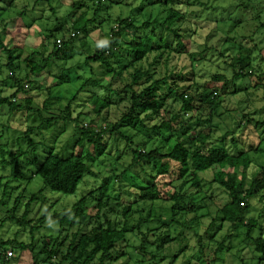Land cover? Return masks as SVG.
I'll list each match as a JSON object with an SVG mask.
<instances>
[{
  "label": "rangeland",
  "instance_id": "obj_1",
  "mask_svg": "<svg viewBox=\"0 0 264 264\" xmlns=\"http://www.w3.org/2000/svg\"><path fill=\"white\" fill-rule=\"evenodd\" d=\"M158 1L100 0L99 10L94 16L96 0H0V99H8L23 107L12 112L7 105L0 104V146L5 151L4 156L0 155V239L5 249L14 251L9 264H33L46 238H66L63 250L72 235L88 231L95 225L93 216L96 210L93 206L100 192H103L102 201L107 204L101 210L100 222L104 213L118 228L125 224L130 229L141 219H149L148 224L141 225V232L168 223L172 218L169 213L173 205L172 194H187L174 218L178 224H168V235L178 237L169 242L161 253H157L155 247L147 248L148 253L168 257L165 262L157 259V264H264V256L255 251L254 243L257 238H264V186L247 198L248 209L243 214L242 223L232 225L222 222L219 212L229 200L227 192L213 181L215 174H227L230 169L215 166L199 174L201 188L198 193L191 188L188 175L178 178L179 165L168 162V172L155 179L160 199L153 203L140 202L137 199L138 186H145L148 176L155 172L141 163L130 166L131 155L125 141L115 137L116 132L114 135L109 133L113 125L121 124L127 105L126 100L119 101L114 93L129 81L132 68L124 70L119 80L113 81L108 69L87 63L86 59L102 47L110 29L117 28L116 20L119 18L128 19L138 28L135 33L138 40H144L146 36H161L171 42L172 36L153 22L161 23L166 16V8ZM78 3L79 7L75 6ZM188 3L187 7V0H177L174 6L182 12L187 9L186 18L175 27L181 38L180 51L165 53L154 66L150 57L138 66L142 70H151L155 79L169 78L179 92L193 98L194 111L182 116L175 95H169L161 113L162 120L168 121L179 114L180 120L190 126L188 135H197L210 127L207 146L224 149L232 156L255 149L248 152L249 167L245 170L240 167L232 172L236 174L234 185L242 184L245 190H256L252 187L254 182L264 181V126H257L258 122H264V27L259 26L264 25V0H189ZM80 19L88 21L87 30L75 34L68 56L45 61L54 51L55 41H68L69 34L65 30ZM59 26L64 31L54 33V39H45L49 31ZM135 37L124 35V46L131 44ZM157 37L145 43L156 48ZM241 46L252 50L255 73L234 78L227 65L229 59L225 57L234 55ZM171 47L175 48V41ZM5 49L13 51L11 59L16 70L12 74L5 68L8 62ZM123 50L118 59L121 66L130 59ZM219 53L223 55L219 56ZM31 54L29 61L41 69L37 75L31 74V68L27 66ZM113 67L117 69L118 64ZM12 77L21 81L23 92L16 93ZM60 77H63V83ZM204 90L217 92L219 96V106L214 112L201 101L200 95ZM93 96L100 101L111 99V104L96 113L90 99ZM26 99L30 104L23 102ZM68 104L71 117H78L80 126L102 133L100 144L104 146V152L101 155L90 160L92 147L86 142L75 145L79 134L73 123H42L41 118L55 116ZM146 124L150 127L157 121ZM28 129H31L28 138L34 143L33 147L28 146V138L25 139ZM170 131L173 137L167 143L163 140L169 133L152 132L153 145L162 153L167 152L178 136L174 124ZM119 132L125 136L136 134V130L129 127H122ZM143 139V134L139 133L133 142L134 147L143 149ZM145 147L147 149V145ZM49 153H57L61 157L79 154L89 165L92 175L84 178L73 195L65 196L45 189L42 196L29 203V197L43 188L41 179L32 174ZM11 158L16 159L17 164H12L15 168L9 165ZM103 185L105 190L101 189ZM92 191L86 197L82 215L74 219L72 225L65 224L60 228L58 223L42 220L54 214L71 213L74 203ZM107 197L108 201L105 200ZM127 207L129 211L124 213ZM26 210L27 223L20 224ZM249 222L255 225L248 240ZM194 235H198L199 242L204 245L202 254L195 252L198 238ZM124 238L126 242L118 244L113 251L124 255L114 264L156 263L148 255L142 257L135 252L140 240L138 230L127 232ZM20 244H24L26 250L20 251ZM220 245L223 248L218 251Z\"/></svg>",
  "mask_w": 264,
  "mask_h": 264
},
{
  "label": "trees",
  "instance_id": "obj_2",
  "mask_svg": "<svg viewBox=\"0 0 264 264\" xmlns=\"http://www.w3.org/2000/svg\"><path fill=\"white\" fill-rule=\"evenodd\" d=\"M96 1V9L93 14L94 16L97 15L100 6V0ZM175 1L177 0H159V5L161 4L166 8V16L164 21L161 23H158L157 20L153 21L154 25L157 24L159 29L164 31L167 35L172 36V38H170L172 40L171 42L167 41L169 38H162L161 36H146L144 40H138V38L135 37V33L138 31V28H135L128 19L123 20L119 18L120 20H116L117 28L110 29V33L105 36L106 40L102 47L94 51L93 54L86 59L87 63H95L108 69V71L111 72V80L113 81L119 80L124 70L132 68V72L129 73V81L119 91H115L114 93L115 96L119 98V101L126 100L127 105L126 110L120 119L121 124L113 125L110 128L109 133L114 135L116 132L117 135H115V137H120L125 141L126 148L131 155L130 166H135L141 163L142 165L151 167V170L155 172L153 176H148L149 178L147 179V184L145 186H138L139 192L137 199L140 202L153 203L160 199L155 179L168 172V162L177 163L179 165L178 178H184L188 175L191 182V188L197 190L199 193L201 188L200 179L198 177L199 174L206 172L215 166H219L220 168L227 167L231 170V172L239 170L240 167L245 170L250 165L248 152L255 151V149H253L248 152H242L237 156H232L224 149L209 148L207 146L211 135L210 127L205 128L203 132H200L197 135H188L187 132L190 130V126L188 124H184V122L180 120L179 114L173 115L168 121L162 120L161 113L167 105L169 95H175V102H179V113H181L182 116L194 111L193 98L191 96H186L183 91L179 92L176 85H172V83H170L169 78L164 77L155 79L151 70L150 72L148 69L142 70L141 66H138L140 62L148 59L149 57L152 59L151 65L154 66L165 53L170 51H180L181 38L178 35V28L175 27L181 19L184 20V18H186L185 12H187V9L185 8L183 12L179 11L177 7H174ZM188 1L189 0H187V7L189 5ZM75 6L79 7V3L75 4ZM245 6L247 5L245 4ZM19 16L22 17L21 14H19ZM87 26L88 21H83L81 19L76 20L71 25L70 29L65 30V32L68 31L69 40L63 42L61 41V46L59 48L55 41L54 51L49 53L47 58L44 60L49 62L51 59L57 60L59 57L66 58L70 53V43H72V39L75 34L86 31ZM259 26L264 27L263 24H260ZM55 28V30L53 28L48 32L45 39H54V33L64 31L62 26ZM126 34L136 38L131 42V44H128L127 47L124 46L126 42L123 41V36ZM156 37L158 40V46L154 48V46H151L149 43ZM145 41L149 43L146 44ZM173 41H175V48L171 47ZM204 47L206 50L209 49L206 47V44ZM122 49H124L123 51L127 52L130 56L127 64L123 66H121L118 62V59L121 57L120 51ZM5 51L8 53V62L5 65V68L12 74L16 70L14 62L11 59L13 57V51L7 49H5ZM32 55L33 54L29 56L27 61H29ZM222 55V53H219V56ZM225 58L229 59L227 65L231 68L234 78L247 77L255 73L253 68L254 59L252 57V50L249 47L241 46L234 55ZM28 64L27 66H30L31 68V74L37 75L41 72V69H39L36 64H33L32 62H30L31 65ZM114 64H118V70L113 67ZM110 67L111 69L109 70ZM11 80H13L15 86L17 87L16 93L23 92L21 81L15 77H12ZM60 80L62 83L64 82L63 77H60ZM92 84H94V82ZM134 87H138L140 89L134 90ZM80 89L82 90L83 86H81ZM200 97L201 101L206 103L212 112H214L219 106V96H217V92L204 90ZM90 99L93 100V107L97 109H94L96 113H99L101 108L107 107V105H109V103L111 104L112 101L111 99L100 101L96 96L90 97ZM23 102L27 105L30 104L28 99ZM0 104L7 105L9 110L12 112H17L19 109L23 108L21 105L19 106L15 102H11L8 99H0ZM69 110L70 105L68 104L55 116L53 115L41 118L42 123L45 125L60 122L73 123L79 134L75 145H81L83 142H86L90 147H92V153L89 156L90 160L95 156L101 155L102 152H104V146L100 144L102 133H95L91 129L80 126L81 123L79 124L78 117L72 118ZM150 121H157V124L149 127L146 122ZM172 124L177 126V132H179L178 136L172 145L168 147L167 152L162 153L153 145L154 139L152 132L155 131L161 134L169 133V136L165 137L163 140L164 143H167L173 137V135L170 134ZM257 126H264V122H258ZM122 127L135 129L136 134L132 136H125L123 133L121 134L119 132V129ZM30 132L31 129H28L25 139L28 138ZM139 133L144 136V143L141 145L143 149L134 147L133 144L135 137H137ZM145 145H147V149H145ZM28 146H34V143L29 138ZM2 148L3 147L0 146V155L4 156L5 151ZM13 156L18 159L17 155ZM16 159L11 158L12 162L10 161L11 163H9V165L12 167L13 165H16ZM231 172L227 174L217 173L213 176V181L219 184L227 192L229 199L228 202L219 209V212L222 215V222H228L235 225L237 222L242 223L243 214L248 209L246 205L247 198L263 189L264 181L259 180L254 182L252 187H255L254 189L256 190H253V188L245 190L242 184H239L238 186L234 185V178L236 177V174ZM35 174L41 179L43 188L29 197V203L36 201L37 197L42 196L45 189L65 196L73 195L84 178L86 176L91 177L92 172L89 165L84 162V159L79 154L72 153L66 157H61L57 153H49L40 166L36 168L35 173L32 174V176ZM101 189L105 190V185H103ZM93 192L94 191L87 193L88 195L81 196V198L74 203L71 213L54 214L47 217V219L43 218L42 220L45 219L46 221L58 223L60 228H62L65 224L72 225V221L82 215L83 209L85 208L84 205L86 197L90 196ZM186 195L187 194L185 192L182 194H172L171 200L173 201V205L169 209L170 216L172 217L169 219L170 224H178L177 220L174 218L180 211L179 204L182 203L183 199L187 198ZM102 200L103 192H100L99 198L93 206V209L96 210V213L93 216V219L95 220L94 226L82 234L72 235L70 242L63 250L62 246H64L66 238L65 240L59 239V236L56 238H46L42 242L41 253L35 255L33 264H114L121 258V256L124 255V253L117 255L113 251L118 244H124L126 242L124 238L126 233L129 231L132 233L133 230H138V233L140 234L139 244L136 248H134L135 252H138V255H142V257L148 255L150 259L157 264V259L161 257H159V255L155 256L151 252L148 253L147 248L155 247L154 250L157 253H161L169 242H172L178 237L175 236L172 238L168 235L170 225L169 222L161 224L153 229L147 228L146 232H141V225L148 224L149 219H141L137 225L130 226V229H128V226L125 224H123L122 228H118L115 223H112L107 219L104 213L102 214L104 219L100 222L101 210L105 209L107 206L106 202H103ZM105 200L108 201L109 198L107 197ZM16 202L17 199L15 204ZM128 211L129 208L127 207L123 212L127 213ZM26 212L27 210L23 214L20 224L27 223ZM150 214L151 213L149 212V217ZM247 225L248 228L246 238L249 240L250 232L255 223L249 222ZM160 230L162 231V235L159 233ZM156 231L157 233H155ZM151 238H153V240H151ZM1 242L2 245L5 246L2 240ZM254 243L255 251L264 256V238L259 237L254 240ZM200 244L201 243L199 242V245ZM199 247V252L202 254L204 251V245H200ZM222 248L223 246L220 245L217 250L219 251ZM19 249L20 251L26 250V246L24 244H20ZM162 259L163 258H161L159 262L162 261Z\"/></svg>",
  "mask_w": 264,
  "mask_h": 264
},
{
  "label": "built area",
  "instance_id": "obj_3",
  "mask_svg": "<svg viewBox=\"0 0 264 264\" xmlns=\"http://www.w3.org/2000/svg\"><path fill=\"white\" fill-rule=\"evenodd\" d=\"M57 46L58 48L61 46V41H57ZM13 256H14L13 250L7 248L5 249L0 239V264H9Z\"/></svg>",
  "mask_w": 264,
  "mask_h": 264
},
{
  "label": "crops",
  "instance_id": "obj_4",
  "mask_svg": "<svg viewBox=\"0 0 264 264\" xmlns=\"http://www.w3.org/2000/svg\"><path fill=\"white\" fill-rule=\"evenodd\" d=\"M23 16V15H22ZM195 237H197L198 239H197V247H196V250H195V252H199V246L201 245H199V241H200V238L198 237V235H194ZM186 240H188V238H186ZM219 245V244H218ZM198 248V249H197ZM162 261L161 262H165V260H167L168 259V257L167 256H162Z\"/></svg>",
  "mask_w": 264,
  "mask_h": 264
}]
</instances>
